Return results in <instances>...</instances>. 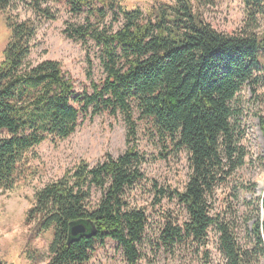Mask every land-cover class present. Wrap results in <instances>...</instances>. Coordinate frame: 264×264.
<instances>
[{
    "label": "trees",
    "instance_id": "1",
    "mask_svg": "<svg viewBox=\"0 0 264 264\" xmlns=\"http://www.w3.org/2000/svg\"><path fill=\"white\" fill-rule=\"evenodd\" d=\"M46 1L0 0V11L13 2H29L35 13L52 19L40 8ZM166 1L144 15L123 8L121 0H64L71 15H88L83 25H69L65 36L82 44L90 40L100 49L105 78L100 86L92 84L91 95L76 96L57 62L27 64L36 29L8 20L11 38L0 63V190L14 188L28 153L47 138H69L80 115L119 114L127 138H134L135 107L140 119L150 120L161 138L188 155V181L182 192L171 194L187 220L181 226L167 222L162 244L169 249L187 242L205 246L215 228L225 264H260L263 223L255 220L252 244L242 247L228 225L210 216L208 200L244 165L238 95L245 87L264 88V30L259 26L264 0H241L243 25L230 35L216 31L195 6L214 5V0ZM108 15L113 23L121 19V28H100ZM258 119L264 135V117ZM142 162L135 149L126 148L94 167L81 162L35 194L29 219L38 232L53 234L46 264H86L95 245L107 240L118 246L125 264L140 262L147 217L129 205L126 191L142 178ZM93 190L100 199L91 207ZM79 219L93 222L97 234L68 245V224Z\"/></svg>",
    "mask_w": 264,
    "mask_h": 264
},
{
    "label": "rangeland",
    "instance_id": "2",
    "mask_svg": "<svg viewBox=\"0 0 264 264\" xmlns=\"http://www.w3.org/2000/svg\"><path fill=\"white\" fill-rule=\"evenodd\" d=\"M127 10L148 13L166 0H121ZM201 5V6H200ZM195 6L204 20L216 31L230 35L239 31L244 20L241 0H214V5ZM52 16L35 13L29 2H13L0 11V63L10 41V22H27L36 29L31 40L27 64L35 66L44 61L60 64L64 75L72 81L74 93L92 94V84L100 86L105 78L100 49L88 40L86 44L68 39L69 25H83L87 14L71 15L64 0H47L41 5ZM144 13V15H145ZM94 22L93 19L90 20ZM264 30V20L259 22ZM122 20L113 23L108 15L100 28L112 31L121 28ZM240 128L245 132L242 146L244 165L235 170L225 183L218 186L208 200L209 214L233 230L242 247L251 246V226L256 219L264 225V135L258 116L264 117V88L254 92L245 87L238 95ZM76 106V105H75ZM134 138H127L126 124L121 115L107 113L80 115L75 132L65 140L47 138L34 148L19 169L17 183L9 191L0 190V264H46L48 247L53 239L51 231L40 233L28 212L34 205L35 194L45 186L60 180L81 162L94 167L105 156H121L126 148L135 149L143 162L142 178L126 191L132 208L143 210L147 226L140 245L138 264H225L218 247V234L211 228L205 246L187 242L166 248L160 233L167 222L181 226L187 215L172 199L174 191L182 192L190 175L188 155L177 149L168 138H161L150 120L140 119L133 107ZM163 191L161 197L158 193ZM100 199L99 191H92L91 207ZM258 208V211H255ZM257 217V218H256ZM38 232V233H37ZM30 257H34L32 260ZM86 264H125L118 246L109 240L96 244ZM260 264H264V258Z\"/></svg>",
    "mask_w": 264,
    "mask_h": 264
},
{
    "label": "water",
    "instance_id": "3",
    "mask_svg": "<svg viewBox=\"0 0 264 264\" xmlns=\"http://www.w3.org/2000/svg\"><path fill=\"white\" fill-rule=\"evenodd\" d=\"M97 228L93 222L87 219H79L68 224L67 244L79 242L82 239L94 238Z\"/></svg>",
    "mask_w": 264,
    "mask_h": 264
}]
</instances>
